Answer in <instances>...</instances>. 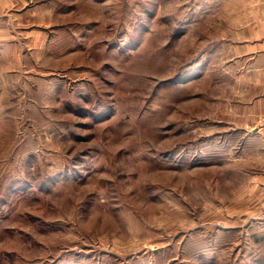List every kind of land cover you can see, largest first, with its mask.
<instances>
[{
    "label": "rangeland",
    "instance_id": "1",
    "mask_svg": "<svg viewBox=\"0 0 264 264\" xmlns=\"http://www.w3.org/2000/svg\"><path fill=\"white\" fill-rule=\"evenodd\" d=\"M48 2L49 72L0 107V264H264L241 0Z\"/></svg>",
    "mask_w": 264,
    "mask_h": 264
},
{
    "label": "crops",
    "instance_id": "2",
    "mask_svg": "<svg viewBox=\"0 0 264 264\" xmlns=\"http://www.w3.org/2000/svg\"><path fill=\"white\" fill-rule=\"evenodd\" d=\"M48 1L0 0V100L17 99L18 92L32 84L27 76L44 68L49 72L51 35L60 26L51 25L59 10ZM233 7L235 36L227 65L240 83L233 105L238 120L234 132L244 136L237 151L242 161L264 166V0H241ZM7 105L11 103H0Z\"/></svg>",
    "mask_w": 264,
    "mask_h": 264
},
{
    "label": "built area",
    "instance_id": "3",
    "mask_svg": "<svg viewBox=\"0 0 264 264\" xmlns=\"http://www.w3.org/2000/svg\"><path fill=\"white\" fill-rule=\"evenodd\" d=\"M262 121H263V123H264V117H263V120H262Z\"/></svg>",
    "mask_w": 264,
    "mask_h": 264
}]
</instances>
